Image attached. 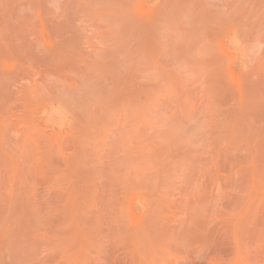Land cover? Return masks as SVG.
<instances>
[{
  "label": "rangeland",
  "instance_id": "rangeland-1",
  "mask_svg": "<svg viewBox=\"0 0 264 264\" xmlns=\"http://www.w3.org/2000/svg\"><path fill=\"white\" fill-rule=\"evenodd\" d=\"M0 264H264V0H0Z\"/></svg>",
  "mask_w": 264,
  "mask_h": 264
}]
</instances>
